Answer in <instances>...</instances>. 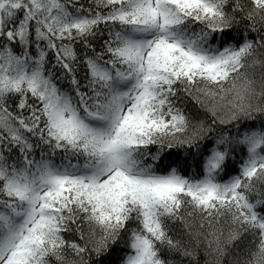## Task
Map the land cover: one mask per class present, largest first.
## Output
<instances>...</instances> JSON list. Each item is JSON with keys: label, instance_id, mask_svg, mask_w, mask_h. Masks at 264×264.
I'll list each match as a JSON object with an SVG mask.
<instances>
[{"label": "snow or ice", "instance_id": "snow-or-ice-1", "mask_svg": "<svg viewBox=\"0 0 264 264\" xmlns=\"http://www.w3.org/2000/svg\"><path fill=\"white\" fill-rule=\"evenodd\" d=\"M0 264H264V0H0Z\"/></svg>", "mask_w": 264, "mask_h": 264}]
</instances>
